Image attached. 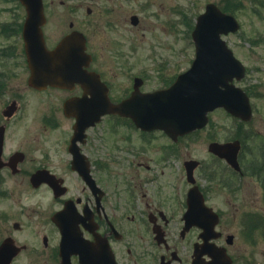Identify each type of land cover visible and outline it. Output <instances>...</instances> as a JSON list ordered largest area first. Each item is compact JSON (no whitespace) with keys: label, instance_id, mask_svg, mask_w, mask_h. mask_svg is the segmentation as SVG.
Wrapping results in <instances>:
<instances>
[{"label":"flooded vegetation","instance_id":"1","mask_svg":"<svg viewBox=\"0 0 264 264\" xmlns=\"http://www.w3.org/2000/svg\"><path fill=\"white\" fill-rule=\"evenodd\" d=\"M42 2L46 48L81 34L90 55L84 67L99 83L30 84L25 7L0 0V243L24 246L11 263L60 264L53 217L69 204L65 228L87 247L71 253L70 264H264V158L245 166L244 143L240 169L208 151L207 169L224 164L216 175L187 149L194 134L174 138L105 114L75 135L71 111L88 107L80 98L94 100L100 81L114 104L135 82L142 92L171 84L181 70L164 51L179 32V1ZM135 55L156 68L129 72L116 91L117 72L132 70ZM148 80L161 84L148 90ZM253 148L264 157L263 145ZM189 160L198 161L190 176Z\"/></svg>","mask_w":264,"mask_h":264},{"label":"water","instance_id":"2","mask_svg":"<svg viewBox=\"0 0 264 264\" xmlns=\"http://www.w3.org/2000/svg\"><path fill=\"white\" fill-rule=\"evenodd\" d=\"M26 8L23 37L26 42L30 82L35 86L53 83L64 86L67 82L82 80L84 60V39L72 33L66 36L53 50H46L42 43L40 26L44 22L41 0H20ZM233 16L224 14L211 3L200 14L192 32L196 47V57L191 67L181 73L167 89L141 93L138 83L127 99L118 104H110L102 94L98 97L99 107L91 111L92 118L105 112L129 116L135 124L145 130L161 128L169 135L176 136L203 127L207 122V112L216 107H224L236 117L247 120L251 107L246 93L233 84V79L244 75V66L233 56L221 32L237 29ZM85 86L89 79H86ZM90 85V86H91ZM83 111H75L77 125L82 128ZM84 128V127H83ZM238 141L212 143L210 150L224 157L235 166ZM15 253L10 252L7 241L0 246V264H8Z\"/></svg>","mask_w":264,"mask_h":264},{"label":"rangeland","instance_id":"3","mask_svg":"<svg viewBox=\"0 0 264 264\" xmlns=\"http://www.w3.org/2000/svg\"><path fill=\"white\" fill-rule=\"evenodd\" d=\"M179 16L183 18L178 28V36H170L173 42H168L165 46V55H172V63H177L179 70L187 68L192 60L194 53L193 42L190 37L191 29L195 17L202 12L207 2H215L221 7L235 15L239 21L240 28L236 33H229L224 36L228 46L232 49L234 55L240 59L247 68L244 81L238 83L240 86H248V93L254 106L253 115L250 121L242 122L228 115L223 109L219 108L209 113L210 122L207 129L200 131L193 139L187 143L189 152L195 156V159H201L206 165V170L216 172V175L223 174L224 164L220 161L214 162L213 167L207 169V165L212 158L207 150L208 141L234 140L239 139L247 147L244 149L243 161L245 166L250 159L254 161L262 160L264 157L258 156L259 151L253 146L260 144L264 146V0H178ZM168 37H164L166 42ZM173 47V48H172ZM172 48L173 50L171 51ZM108 60L109 55L106 53ZM131 60L132 70L125 71L116 79V91H121V85H125L126 75L130 72H143L150 68V59L142 65L141 57L135 55ZM170 58V57H169ZM111 63V60H109ZM168 65V64H166ZM148 67V68H146ZM168 68L163 72L169 73ZM177 70V69H176ZM174 71L176 75L178 71ZM116 71H119L116 69ZM147 73L151 71L146 70ZM167 72V73H166ZM146 73V74H147ZM168 78V76H166ZM158 81L148 80L145 89H154L158 87ZM121 87V88H120ZM252 87V88H251ZM125 128L126 126H120ZM186 150V149H185ZM249 150V151H248ZM21 263V262H20Z\"/></svg>","mask_w":264,"mask_h":264}]
</instances>
